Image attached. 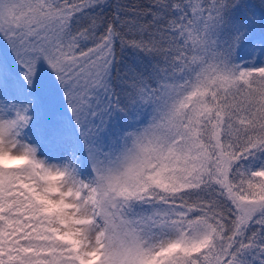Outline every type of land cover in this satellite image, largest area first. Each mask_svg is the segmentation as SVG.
I'll return each mask as SVG.
<instances>
[{"label": "snow or ice", "instance_id": "snow-or-ice-1", "mask_svg": "<svg viewBox=\"0 0 264 264\" xmlns=\"http://www.w3.org/2000/svg\"><path fill=\"white\" fill-rule=\"evenodd\" d=\"M0 264H264V0H0Z\"/></svg>", "mask_w": 264, "mask_h": 264}]
</instances>
